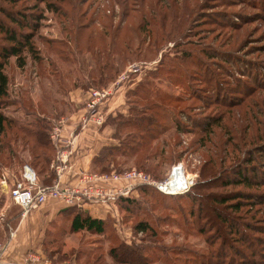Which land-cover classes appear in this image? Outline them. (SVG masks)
Returning a JSON list of instances; mask_svg holds the SVG:
<instances>
[{
	"label": "rangeland",
	"instance_id": "obj_1",
	"mask_svg": "<svg viewBox=\"0 0 264 264\" xmlns=\"http://www.w3.org/2000/svg\"><path fill=\"white\" fill-rule=\"evenodd\" d=\"M0 7L6 10V15L10 13L19 18L17 15L21 13L34 17L25 18L32 29L27 25L18 27L0 11V18L6 24L32 34L31 42L39 48L42 58L34 63L27 53L23 71L14 66L13 59L8 62L6 70L12 91L7 103L10 104L4 108L8 116H16L22 123L53 116L51 131L60 113L68 108L66 91L79 83H91L90 64L94 67L91 58L97 56L92 52L94 48H102L98 54L104 56L102 52L111 43H108L109 37L114 33L118 38L133 37L142 18L143 26L149 22L144 28L149 32L145 33L159 38L162 48L151 47L147 51L143 47L142 53L135 56L138 60L127 64L113 80L92 86L90 91L108 89L107 100L111 95L110 85H121L128 106L124 116H129L127 92L146 78L149 70H156L164 55L165 71H159L164 82L156 80L153 85L157 89L152 86L163 95L157 101L168 112L173 111L175 117L182 112L191 119L180 117V131L167 139L163 152L149 168L138 165V156H130L124 169L136 168L148 172L153 180H162L174 164H182L192 185L195 183V195L191 196L196 200L190 195L162 196L147 187L145 190L135 187L133 195L137 199L128 208L121 206L119 211L115 204L114 219L107 222L103 235L79 232L71 236L63 228L56 242L47 245V251L58 249L57 253L51 251L50 256L43 247L27 252H36L53 263L75 258L79 264H122L110 257L109 249L120 248L123 243L138 248L139 262L135 264H225L229 261L238 264L246 259L260 264L264 259V0H0ZM181 21L186 22L183 31L170 33L177 45L165 41L161 26ZM75 35L78 44L72 42ZM177 66L187 73L182 84L176 81ZM168 69L171 80L166 75ZM17 90L23 92L22 102L16 101L18 94L13 91ZM176 96H180L177 101L173 98ZM161 122L171 127L169 132L173 130V120ZM168 133L162 137L166 138ZM117 135L116 144L122 148L125 144L140 146L134 133L127 129H120ZM160 148L159 142L155 151ZM38 153L39 149H33L34 155ZM24 155L27 160L32 159L29 154ZM121 160L115 165L119 166ZM213 164L217 166L215 170L207 169ZM12 168L20 170L21 167ZM200 170H203L201 177ZM239 172L251 181L225 183L238 179ZM198 181L203 183L196 185ZM225 197H235L228 203L239 202L240 207L230 209L228 203L214 201ZM198 203L209 208L208 216L216 210L217 214L236 217V229L222 226L229 243L236 250L246 251L244 259L228 247L224 248L225 253H220L221 237L200 216ZM141 220H147L155 232L153 235L134 230V225ZM241 233L246 243L238 240Z\"/></svg>",
	"mask_w": 264,
	"mask_h": 264
},
{
	"label": "trees",
	"instance_id": "obj_2",
	"mask_svg": "<svg viewBox=\"0 0 264 264\" xmlns=\"http://www.w3.org/2000/svg\"><path fill=\"white\" fill-rule=\"evenodd\" d=\"M0 11L11 22L16 23L18 27L29 26V28L32 29V24L27 25V23H25V18L28 17V19L32 20L34 19V17L25 16L22 15L21 13H18L20 16L17 15L19 18L13 17V15H11L10 13L6 15L7 13L6 10L4 11V9H2L1 7H0ZM166 15H168V13ZM179 15L184 16L183 14L178 13V16ZM141 20L144 22V19L141 18ZM142 23H140L139 26L136 28L135 30L136 33L133 37L118 38L117 34L115 33L113 36L109 37L110 41L108 43L110 42L111 43L106 45L109 46L106 52L105 51H104L105 53L102 52L104 56L100 57V54L98 53L102 51L101 50L102 48L99 50L96 46L94 48L96 50H93L92 52L94 54H97V56L91 58L94 67L90 64L91 68L89 70V74H90L89 80L91 83L88 82L81 84L79 83L71 88L81 87L88 89L96 85L102 86L105 82H109L110 80H113V78H116L127 64H130L133 61L138 60L135 59V56H138L139 54L142 53L141 50L143 47L146 48L147 51L148 48L151 47L157 50L161 49L162 46L160 47L158 44L159 38L156 37L152 38L151 35L145 33V32H149L147 31V29L146 30L144 29L147 28L149 22L144 23V26ZM185 25H186L185 21L170 22L165 26L162 25L161 26L162 34L163 37H165V41L172 42L173 44L177 45L176 44L177 40L176 39L172 40L170 33L172 34L178 31L182 32L183 27ZM121 26L122 25L120 24L118 27ZM165 28H168L170 30L166 32ZM31 35L32 34L23 33L12 28L8 24H6L2 20V18H0V169L4 167L9 168L10 170L18 174L19 170L13 169L12 166L18 165V169H19L23 164H28L35 170L38 179L43 184H49L52 182L51 178L53 177V174L52 171L50 172L48 170L50 163L54 160L56 154L55 148L49 138L50 126H52L53 124V120H52L53 116L52 118L51 117L33 118L31 120H28V122L26 123H22L19 118H15L16 116L11 117L8 116L6 112H4L5 106L7 107L10 104L7 103L10 98L9 95L12 92L9 90L10 87L9 76H8V71L6 70L8 62H10V60L13 59L14 66L20 71H23L25 70V67L27 65V60H26L27 53L30 55V59L34 63H37L38 60L42 59L39 57L40 55L38 54L39 48H35L34 43L31 42V38H32ZM117 39H120L119 42H117ZM72 42L73 44H78L76 35L72 39ZM55 43L58 42L55 41ZM68 43L71 44V40L68 41ZM116 44H119V47H117ZM102 59L104 60L101 61ZM163 64H164V55H162L159 64L156 67V70H149L147 72L146 78L140 80L135 88L127 92L126 95L127 102L130 104L129 112H131L129 116L128 115L124 116V114L122 113H117L114 116L109 115L106 118L108 124L114 126L113 136L115 138H118L117 132L120 129H127V131L134 133V136L137 138V141L140 143V146L133 144L132 145L125 144L124 147L122 148L120 144L105 145L101 147L99 152L92 158L91 168L89 171L93 172L98 170L97 173H109L112 171L119 172V171L128 170L127 168L126 169L124 168L127 166L126 163L128 162V160L126 159H128V157L130 156H134V157L138 156L139 158L137 162L138 165L141 167L149 168L150 164H152L156 160V158H158L163 152L164 144L166 141H168L167 139H169L170 136L175 134L174 133L175 131H180L181 124L178 125L180 123V119H181L180 117H183V119L185 120L191 121V119L187 118V116H185L184 113L182 112L178 113L177 117H175V113H173V111L168 112L167 111L168 109H166L163 106V103L157 101V99L158 98L161 99L160 96L163 95L158 90H156L157 88L155 85H153V82H155L156 80L158 82H164V77L161 76L162 74L161 75L159 74V71H165ZM32 67L33 69H36V66L33 65ZM176 68L178 72V76L176 75V81H179L182 84V81L184 82L187 79V73L184 71L182 72V69L179 66H177ZM52 71H55V69H53ZM168 71L166 72V75H168L169 80H171L170 79L171 72L169 69ZM50 85L51 82L49 81V86ZM152 86H155L156 89L152 88ZM13 92L18 94L16 101L22 102L20 96H22L23 92L19 90ZM170 95L172 96V94ZM132 96L134 98H130ZM173 98L174 100L177 101L180 99V96H176ZM68 109L70 108L68 107L66 110ZM64 112L65 111H62L60 114H63ZM114 117L117 118L113 119ZM108 120H111V122L109 123ZM161 120L162 121L166 120V122L173 120L175 122L173 126V130L169 132L171 127L168 126L167 124L162 123ZM167 133L168 136L166 138L162 137V135H166ZM149 140L152 141L151 146L149 145L150 143ZM159 142L161 148L159 149V151H155L156 145ZM33 149H39L40 153L34 155ZM24 153L29 154L32 157V159L30 161L27 160L24 157L25 156ZM120 158H122L123 160H121ZM211 159L212 158H209V160ZM119 160H121V164L119 166H116L115 163H117ZM206 161L207 158L205 162ZM35 167H38L37 170ZM216 167L217 166L213 164L211 167L207 169L213 171L215 170ZM202 171L203 170H200V174H199L200 177L203 176ZM240 173L241 172H239L238 179H235L230 182L229 180H227L225 183L236 184V183H245L251 181V179L246 177L244 174H240ZM201 183L203 182L198 181L196 185ZM194 185H192L186 193L176 194V195L162 193L158 191L155 187L150 185H141L138 186L136 189L145 190V188L147 187L162 196L187 197L189 195L190 196L195 195L194 194L195 192L193 191L195 189ZM133 193L134 191L131 194L127 196L119 197L116 200V206L118 211L120 210L121 206H125L128 208L131 206V204L134 203V199L136 198V196H134ZM240 196H245V194H240ZM240 196L237 197L240 199ZM191 197L192 199H195L194 196ZM232 199L225 197L221 199L217 198L214 201L218 202L219 204H226L229 202V200ZM238 203L239 202L234 204L228 203L226 205L230 209L234 208L235 210H237L240 207ZM197 208H198V212L200 213V216L203 215L206 221H208L212 225V227H215L216 230L215 232L221 237L220 247L223 249L221 250L220 253L226 250L224 249L225 247H228V250L231 249L232 251H235L236 247L232 246V244L229 243L228 237L227 235H225L224 232L225 228L222 226V224L224 225L226 224L230 229L234 230L237 227L234 226L235 223H237L236 217L226 216L222 213L217 214L215 213L216 210L215 211L211 210L213 214L211 216H208L209 208L206 209V207L201 206L200 203L197 204ZM190 213H192L191 209H190ZM65 216L67 217L66 219H69V221H67L69 223L68 232L74 233V232L86 231L93 235L94 234L103 235L107 230V222L111 219L112 220L114 219V217L108 219L92 217L87 211L80 210L78 206H70L66 208ZM65 224L66 221H64L59 225L58 235L62 232L63 228L67 230ZM200 229H203V227ZM134 230L137 232L148 233V235H153L155 233L151 228V226L149 225V223L147 222V220L138 221L134 225ZM236 231L237 230H235V232ZM58 235H55L54 238L55 242L57 240L56 236ZM244 237L245 235H242L241 233L238 240L242 241V243H244L245 241L246 243ZM52 240L48 237L44 240L42 245L44 252L46 254L48 252V255L50 256L52 255L51 251H54V253H57V251H59L58 249L47 251V245L51 244L53 242ZM236 251L241 259H244V257H246L247 255L246 251H242V249H241L242 252L239 250ZM109 255L116 262L122 264H135L136 261L139 262V256H140L137 247L134 248L131 246H127V244H123V243L121 244L120 248H116L115 246L111 247L109 249ZM165 258L171 259L167 256ZM262 258H264L263 255ZM263 260H260L261 261L260 264H264ZM233 263L234 262L229 261L226 262L225 264H233ZM256 263L257 260L247 261L246 259V261L240 262L238 264H256Z\"/></svg>",
	"mask_w": 264,
	"mask_h": 264
},
{
	"label": "crops",
	"instance_id": "obj_3",
	"mask_svg": "<svg viewBox=\"0 0 264 264\" xmlns=\"http://www.w3.org/2000/svg\"><path fill=\"white\" fill-rule=\"evenodd\" d=\"M110 86L111 95L98 106V111L104 116V122L101 125L89 118L86 104L91 88L75 87L67 91L66 101L70 109L59 116L66 119L60 135L62 140L68 139L70 144L66 146V162L59 175L50 163L48 171H52L51 180L58 179L61 184H75L80 172L90 170L92 158L101 147L116 144L113 127L108 124L106 118L117 113L127 114L128 106L125 103V93L121 85ZM54 148L57 153L55 146ZM123 183V181L109 182L108 185ZM68 207L70 206L63 200L48 199L22 215L20 208L11 203L7 189L0 187V242L5 245L0 264H22L26 252L34 248L42 249L46 238L49 237L55 242L54 238L58 235L59 225L66 221L65 226L68 229L69 219L65 216V210ZM78 207L80 210L87 211L92 217L108 219L113 216L112 209L109 210L101 204L85 202ZM54 225L57 227L55 228ZM80 232L93 235L86 231ZM78 233L68 232V235L76 236Z\"/></svg>",
	"mask_w": 264,
	"mask_h": 264
},
{
	"label": "built area",
	"instance_id": "obj_4",
	"mask_svg": "<svg viewBox=\"0 0 264 264\" xmlns=\"http://www.w3.org/2000/svg\"><path fill=\"white\" fill-rule=\"evenodd\" d=\"M109 90L92 89L87 101V108L92 120L98 125L104 122V116L98 111V106L109 95ZM64 117H58L49 132V138L56 147L57 153L51 162L57 175H59L66 162V146L68 139L62 140L61 129L65 124ZM123 181L122 185H108L109 182ZM169 183V186H168ZM150 185L165 194H183L192 186L190 178L185 173L182 164H174L170 173L162 180H153L146 172L131 168L124 171L97 173L82 171L77 176L75 184H61L58 179H53L49 184H43L37 177L35 170L28 164H23L16 174L9 168L0 169V187L6 188L12 204L17 205L24 215L36 206L45 203L48 199L63 200L68 206H79L85 202H92L106 206L109 210L115 209L116 200L133 192L135 187ZM172 185V186H171ZM5 245L0 242V257ZM78 264L74 258L60 262H51L29 251L25 254L23 264Z\"/></svg>",
	"mask_w": 264,
	"mask_h": 264
},
{
	"label": "bare ground",
	"instance_id": "obj_5",
	"mask_svg": "<svg viewBox=\"0 0 264 264\" xmlns=\"http://www.w3.org/2000/svg\"><path fill=\"white\" fill-rule=\"evenodd\" d=\"M168 186H169V183H168ZM172 186V185H171Z\"/></svg>",
	"mask_w": 264,
	"mask_h": 264
}]
</instances>
